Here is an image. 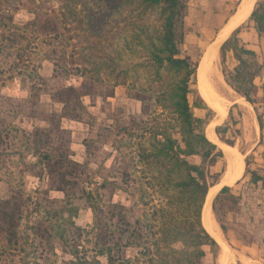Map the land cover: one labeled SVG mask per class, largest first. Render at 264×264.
Returning a JSON list of instances; mask_svg holds the SVG:
<instances>
[{
    "label": "rangeland",
    "instance_id": "1",
    "mask_svg": "<svg viewBox=\"0 0 264 264\" xmlns=\"http://www.w3.org/2000/svg\"><path fill=\"white\" fill-rule=\"evenodd\" d=\"M31 1L34 2L35 13L21 8L13 15L16 22L29 23L36 13L39 17H42L44 12L53 15V10L57 11L61 2ZM99 1L86 0V9L80 13V24H77L65 9L64 17L56 13L58 17L66 20L64 27L58 24L57 36L54 34L56 32H44L36 29L37 26H29L28 32L25 33L26 39L17 38L21 58L16 55L14 47L10 49L11 53L6 56V61L0 60V164L8 166V170H0V199H6L16 193L20 198L18 204L14 202V205L9 206L8 223L6 209L3 203H0V264H33L35 255H45L49 258V264H62L64 260L71 258L61 248L60 243H55V239L52 240L53 249L45 241L49 224L42 220L41 216L43 208L49 207L53 200L59 209L65 206L66 199L77 206V213L72 220L82 227L92 222V211L81 196L84 186L100 198L102 205L110 200L125 204L132 201L123 191L113 190L111 183L105 187L100 186L103 179L110 181L113 175L120 181V173L116 170L126 168L127 158L123 155L126 150L122 148L117 155L111 141L119 127L127 126L131 118L141 117L140 103L127 98V87L117 85L113 88L114 77L109 74L105 64L115 54L129 62L137 60L138 56H133L130 49L140 52L144 31L158 25L159 20L156 12L137 15L136 11L129 10H122L120 13H113L109 9L102 11L103 7ZM259 1L261 0L254 1L252 10L258 6ZM191 2L193 0H187L188 12L183 26L184 39L181 49L198 60L208 44L227 24V19L211 22L201 20L199 16L195 18L199 14L191 10ZM238 2L239 0L231 1L224 11L225 18H231L237 10L235 8ZM17 4V0H0V6L9 11ZM77 8L79 9L80 5H77ZM233 10L235 11L231 13ZM253 24L254 21L250 20L248 25L240 30L245 32L249 25L254 28ZM230 35L231 33L228 37ZM237 35L239 36V33ZM260 35L263 36L264 44V32ZM249 38L251 36L246 33L239 36L243 44V40ZM54 47L63 52L55 53ZM219 49L220 45L209 61L208 76L211 82L218 81V84H214L215 93L220 98L224 110L216 104L211 106L202 94L198 73L200 63L194 87L205 107L195 108L194 113L202 118L209 114L212 116L205 132L212 124L217 141L223 145L220 147L221 145L215 143L223 152V156L213 167L214 170L224 173L219 184L227 173H235L233 166L229 165L232 163L229 157H225L226 149L232 151L231 153L239 159L242 174L234 180L235 182L232 181V185V182L228 184V190L217 193L210 203V215L213 229L218 235L216 241L219 248L217 254L213 255L209 248L205 247L203 264H264V179L256 183L250 180L251 171L259 172L262 168L258 165L263 163L262 156L253 153L252 148L259 135L257 114L261 116L262 124L264 120V67L260 62L261 57L256 53L257 63L262 65L256 83L258 94H251L252 102L243 97L246 102L230 85L238 61L230 50H226L225 57L221 58ZM50 56L57 60L58 65L49 59ZM21 59L26 65H36L35 70L42 81L20 73L19 70L24 67ZM64 61L68 62L67 65L69 62L73 63L67 66L66 73L61 67ZM99 64L103 67L95 74V67ZM93 78L104 82L92 81ZM127 80L148 84L152 76L138 69L131 71ZM70 85L77 87L76 96L64 102L71 96V92L66 89ZM112 90L113 96H107ZM84 91L89 93L78 96ZM75 114L79 116V120ZM11 123L17 128L16 132L7 134L1 131L3 125L6 127ZM218 126L221 129L219 128L217 133ZM22 130L31 132L28 139L23 136ZM69 137V145L74 152L72 158L81 166L70 173L72 185L65 192L48 190L50 179L45 170L44 154H56L59 148L68 145ZM8 173L12 177L11 182L7 180ZM88 246V243H85V247ZM125 249L124 255H135V248ZM259 252L263 256L262 260L258 258ZM39 258L41 257L37 260L42 261ZM101 260L105 259L101 257Z\"/></svg>",
    "mask_w": 264,
    "mask_h": 264
},
{
    "label": "trees",
    "instance_id": "2",
    "mask_svg": "<svg viewBox=\"0 0 264 264\" xmlns=\"http://www.w3.org/2000/svg\"><path fill=\"white\" fill-rule=\"evenodd\" d=\"M17 2L10 11L0 6L1 61H6V56L14 47L16 55L21 58L17 38L26 39L25 33L29 26H37L36 29L44 32H56L54 34L57 36L58 24L65 26L66 20L63 17L66 12L80 24L81 10L86 9V0H61L59 9L53 10V15L44 12L39 17L36 13L29 23H19L14 20L13 15L21 8L33 14L35 7L31 0ZM99 2L103 7L102 11L109 9L113 13H120L122 10H129L136 11L137 15L156 12L159 20L158 25L144 31L140 52L130 49L133 56H138L137 60L129 62L115 54L105 64L109 74L114 77L113 88L117 85L127 87V98L140 103L141 117L131 118L127 126L119 127L111 141L117 155L122 148L126 150L122 152L127 158L126 168L116 170L120 173V181L113 175L110 181L103 179L100 186L105 187L111 183L113 190L123 191L132 201L125 204L110 200L102 205L100 198L84 186L81 196L92 211V222L82 227L72 220L77 213V206L66 199L65 206L59 209L53 200L49 207L43 208L41 216L49 224L45 241L53 249L52 240L55 239V243H60L61 248L71 256L62 264H203L205 247L213 255L217 254L219 248L216 239L202 223V210L208 190L218 182L222 174L213 167L223 156V152L208 139L207 131L205 132L212 116L209 114L202 118L194 113L195 108L205 106L194 87L198 61L181 49L183 26L188 12L187 0ZM77 5H80L79 9ZM56 13L63 17H58ZM248 16L220 45L219 54L224 58L226 50L232 52L238 64L234 67L230 85L242 98L252 102L251 94L257 92L254 79L262 65L257 63L256 52L243 44L237 34L250 20L254 21L253 26L259 35L264 32V0L259 1ZM89 27L91 29V25ZM57 51L63 52L54 47V52ZM49 59L58 65L55 58L50 56ZM21 63L24 64V61ZM66 63L68 62L61 64L65 73L67 66L73 65L72 62L68 65ZM23 66L19 70L22 75L42 81L37 75L35 64L29 66L25 63ZM101 67L102 64L95 67V74L100 72ZM138 69L152 76L148 84L128 82L129 73ZM92 81L104 82L99 78H93ZM66 89L71 92V96L64 102L70 101L77 93L76 86L70 85ZM87 93L89 92L84 91L78 96ZM107 96H113V90ZM32 101L35 102V99ZM75 116L79 120V116ZM257 122L261 129L263 124L259 114ZM219 128L220 126L216 128L217 133ZM1 131L8 134L16 132L17 128L11 123L6 127L3 125ZM22 134L28 139L31 132L22 130ZM70 141L69 137L68 145L59 148L56 154H44L45 170L50 179L48 190L65 192L72 185L70 173L81 166L72 158L74 152L70 148ZM2 165L1 163L2 172L8 170V166ZM254 171H251V182L263 181L264 178ZM8 175L7 180L11 182L12 177L9 173ZM229 188L230 186H222L218 194ZM14 202H20L18 193L0 199L6 209V222L10 219L9 206L14 205ZM85 243L89 246L85 247ZM125 248H135V255H124ZM33 249L35 251L36 247ZM38 257L42 261H38ZM101 257L105 260H101ZM33 264H49V258L35 255Z\"/></svg>",
    "mask_w": 264,
    "mask_h": 264
},
{
    "label": "bare ground",
    "instance_id": "3",
    "mask_svg": "<svg viewBox=\"0 0 264 264\" xmlns=\"http://www.w3.org/2000/svg\"><path fill=\"white\" fill-rule=\"evenodd\" d=\"M254 1L255 0H241L240 4L238 6L239 8H237L238 10L234 12V14H233V16L231 18L227 19L226 26L223 27L221 32L220 33L218 32L219 34L216 35L215 38H213V40L208 44V46L203 51V55L201 56V58L199 59V62H198V66L201 63L200 68L198 67L199 68V72L198 73L200 74V80H201V83H202V87H200L203 90L202 94L204 95L205 99H207L209 102H211L213 104L218 105L221 110H224V107H223V105H222V103L220 101V98L215 93L216 92V90H215L216 86H214V84H218V81H216V82L214 81V83H213V82H211L209 80L210 77L208 76L209 61H210L211 58H213V55L215 53L216 48L219 45H221V43L228 37V35L236 27H238V25L250 14V12L252 10V6L254 4ZM209 47H211V48L209 49ZM208 49H209V51H208ZM206 53H207V55H206ZM207 137H208V139H210L211 141H213L217 145H221L220 147H223V145L220 144L221 142L219 143L217 141V139H216V136H215L214 131H213V125L212 124H210L208 129H207ZM228 151L229 150H227V149L225 150V157L226 156L229 157L230 161L232 162L229 165L233 166V168L235 169V173H234V175L227 173L226 177L223 179V182L221 184H219L224 173L221 175V177L219 179V182H218L219 185L216 184V185L212 186L209 189L208 194H207V199H206V202H205L203 210H202V222H203V225L206 228V230L216 240H218V235L215 232V230L213 229L212 218H211V215H210V203H211V201L213 199V196L216 194L217 189L221 185L230 184L232 181L236 180V178L239 175V169H240V161H239V159L237 158V156H235V155H233L231 153L232 151L231 152L230 151L228 152ZM227 165H228V162H227Z\"/></svg>",
    "mask_w": 264,
    "mask_h": 264
},
{
    "label": "crops",
    "instance_id": "4",
    "mask_svg": "<svg viewBox=\"0 0 264 264\" xmlns=\"http://www.w3.org/2000/svg\"><path fill=\"white\" fill-rule=\"evenodd\" d=\"M232 0H193V2H191V10H193L194 12H197L196 17L199 16V18L201 20H205V21H214V20H226L229 17L225 18L224 17V11L230 6ZM241 0H239V2L237 3V7L235 8V10L237 8H239V4H240ZM190 8V7H189ZM255 8H253L254 10ZM235 10H233L231 13H233ZM238 10V9H237ZM236 10V11H237ZM252 10V11H253ZM251 11V12H252ZM193 12V13H194ZM250 12V14H251ZM228 16H230V14ZM249 14V15H250ZM233 16V15H232ZM231 16V17H232ZM249 17V16H248ZM247 17V18H248ZM225 18V19H224ZM246 18V19H247ZM245 19V20H246ZM244 20V21H245ZM241 25V24H240ZM239 25V26H240ZM226 26V25H225ZM224 26V27H225ZM237 28V27H236ZM235 30V29H234ZM233 30V31H234ZM232 31V32H233ZM245 32H243V30L241 29L238 33L239 36L241 37L244 33L249 34V36H251V38H249V40H243L245 42V45L254 50L260 57L261 60L260 62L263 63V67H264V44H263V36L258 35V33L256 32V30L252 27V25H249L246 27V30H244ZM231 32V33H232ZM254 37L256 39H254ZM250 41V42H249ZM259 79V75H257L254 79V83H257V80ZM263 92V93H262ZM262 94H264V91L262 90ZM258 94V92H257ZM73 148V147H72ZM74 149V148H73ZM252 152L253 153H259V155L262 156L261 161H263L262 164H259L258 166H260L262 168V170H260L258 173L259 175H261L264 178V120H263V125L262 128L259 129V135L257 138V141L254 145V147L252 148ZM242 174V166L240 169V173L238 175V177L236 178V180L241 176ZM235 180V181H236ZM219 181V180H218ZM234 181V182H235ZM234 182H232L230 185H232ZM259 182V181H258ZM228 185V184H227ZM226 185V186H227ZM225 186V185H224ZM221 189V188H220ZM219 192V191H218ZM203 223V222H202ZM261 256V257H260ZM262 254H258V258L260 260H262ZM262 264V263H260Z\"/></svg>",
    "mask_w": 264,
    "mask_h": 264
},
{
    "label": "water",
    "instance_id": "5",
    "mask_svg": "<svg viewBox=\"0 0 264 264\" xmlns=\"http://www.w3.org/2000/svg\"><path fill=\"white\" fill-rule=\"evenodd\" d=\"M202 53H203V52H202ZM202 53H201V55H200L199 59H200V58H201V56L203 55ZM199 59H198L197 61H199ZM218 182H219V181H218ZM218 182H217V183H215L214 185L218 184ZM214 185H212V186H214ZM224 185H227V184H223V185H221V187H222V186H224ZM212 186H211V187H212ZM227 186H229V185H227ZM221 187H220V188H221ZM220 188L217 190L216 194L218 193V191L220 190ZM208 191H209V190H208ZM207 194H208V192H207ZM216 194H215V195H216ZM215 195H214L213 197H215ZM206 199H207V195H206V197H205L204 204H205V202H206ZM203 206H204V205H203Z\"/></svg>",
    "mask_w": 264,
    "mask_h": 264
}]
</instances>
